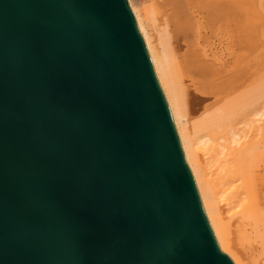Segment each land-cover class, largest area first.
I'll list each match as a JSON object with an SVG mask.
<instances>
[{"label":"water","instance_id":"1","mask_svg":"<svg viewBox=\"0 0 264 264\" xmlns=\"http://www.w3.org/2000/svg\"><path fill=\"white\" fill-rule=\"evenodd\" d=\"M0 264H233L126 0H0Z\"/></svg>","mask_w":264,"mask_h":264},{"label":"bare ground","instance_id":"2","mask_svg":"<svg viewBox=\"0 0 264 264\" xmlns=\"http://www.w3.org/2000/svg\"><path fill=\"white\" fill-rule=\"evenodd\" d=\"M126 1L219 249L264 264V0Z\"/></svg>","mask_w":264,"mask_h":264},{"label":"rangeland","instance_id":"3","mask_svg":"<svg viewBox=\"0 0 264 264\" xmlns=\"http://www.w3.org/2000/svg\"><path fill=\"white\" fill-rule=\"evenodd\" d=\"M252 53H253V55H254V53H256V52H255V51H254V52L252 51Z\"/></svg>","mask_w":264,"mask_h":264}]
</instances>
